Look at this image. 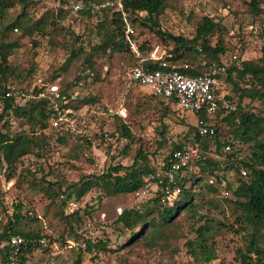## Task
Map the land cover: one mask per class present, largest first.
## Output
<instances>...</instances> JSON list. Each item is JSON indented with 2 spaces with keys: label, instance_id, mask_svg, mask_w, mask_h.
Returning a JSON list of instances; mask_svg holds the SVG:
<instances>
[{
  "label": "trees",
  "instance_id": "16d2710c",
  "mask_svg": "<svg viewBox=\"0 0 264 264\" xmlns=\"http://www.w3.org/2000/svg\"><path fill=\"white\" fill-rule=\"evenodd\" d=\"M106 1L84 0L82 9L74 12L70 0H63L59 7L49 0H0V175L2 172L6 181L15 179V184H20L26 179L25 171L30 174L31 169L19 168L21 161L28 155L43 157L45 152H52L50 147L53 140L68 145L74 137L81 141L78 144L90 145L92 141L83 135L81 126L89 111L95 115L96 112L91 108L99 99L90 93L77 91L81 89V82L88 77L96 81L104 80L111 73V61L116 57L128 61L123 72L126 66L139 62L131 50L122 13L109 5L102 6ZM124 3L133 27L138 23L152 29L156 27L160 34L175 41L171 61L182 65L188 63L189 68L181 69L186 73L200 74L205 69L204 60L209 64L221 63L224 55L228 56L236 49L229 51L225 39L227 26L214 15H204L197 24L194 36L187 37L184 34L174 35L159 27L156 19L166 11L169 0H124ZM247 4L252 17L262 20L258 29L263 41L264 0H248ZM82 20L86 21L96 42L87 39L85 32H77L71 28L72 23ZM67 21L69 22L66 23ZM68 32L73 36L70 46L66 47L65 43L59 45L58 38ZM39 34L48 36L52 50L57 46L62 50L66 49L62 69H68L71 64L79 67L75 78L63 85L59 84V98L51 96L49 91L40 95L47 81L40 80L31 89L32 92L29 87L21 86L26 75L33 72L34 65L22 69L20 65L10 61V57L22 46L25 37L30 38L31 48L36 55V48L40 45L36 38ZM141 49L144 50L143 47ZM106 64L109 67L103 76ZM145 67L154 69L158 68V64L145 63ZM85 71L88 73L84 74ZM19 90L25 96L6 97L8 91ZM220 91L234 99L236 109H220L212 115H200L215 127L216 134L213 138L202 136L197 125L191 123L183 137L170 139L165 118L173 114L179 121L186 122V116L181 117L180 113L183 111L178 110L170 100L151 93L149 98L156 101L152 105L158 111V119L163 127L157 140L158 148H165L161 162L152 163L143 144H140L129 165L115 160L119 154L127 156L137 138L130 123L121 116L109 113L115 117V129L100 135L102 141L106 140L108 151L111 148L113 150L107 168L85 174L80 181L66 187L59 180L40 181L41 189L52 202L58 197H63L65 203L75 198L74 200L84 202V211L88 210V205L94 207L90 202L93 200L90 194L94 189L99 193L98 199L106 194L134 195L146 189L147 197L138 206L123 209L115 220L119 234L126 236L125 241L116 243L115 247H108L107 241L93 243L90 239H84L85 247L79 248L76 264L82 263L84 251L119 250L126 247L133 249L140 243L154 248L160 245L159 240L168 244L173 231L186 224H190L191 230L196 234L194 239L186 241L189 252L199 264H208L218 257L209 236L219 226L203 210L205 207L208 210L219 208L217 198L226 199L228 209L235 216V230L240 232L244 243L240 249L242 264H264V110L253 109V102L264 103V44L258 58H241L240 63L233 61L230 64L221 75ZM32 93L35 96H30ZM234 94L238 95V101ZM141 105H135V112L142 113ZM147 106H151V103H147ZM81 107H87L88 110L80 117L83 123L78 125L81 128L78 132L75 131L76 125L72 126L71 118L75 115L74 110ZM99 107L106 108L104 105ZM57 108L72 109L68 114L70 121L58 127H49L50 118L58 112ZM23 116L26 117L25 123L14 126L16 120ZM26 123L30 126V131L40 128V132L31 135L24 128ZM223 125L228 126L226 133L221 132ZM121 139L123 147L116 145ZM197 142L200 144L199 154L187 167L178 170L174 181L170 182L168 172L174 162V152L188 149ZM242 170H246L247 174L243 175ZM149 181L156 188L146 187ZM167 184H177L182 191L179 196H169L167 203H163L162 197ZM226 189L230 191L228 196L223 195ZM24 208L22 201L15 203L12 215L0 232V238L6 241L4 248L0 250L5 264H24L26 254L49 237L35 225V221L39 220L38 215H29ZM83 215L79 209L66 213L67 218L76 217L78 223L82 222ZM183 216H186V220ZM68 222L71 232L77 234L74 225ZM12 235H19L24 241L18 246H12L9 243Z\"/></svg>",
  "mask_w": 264,
  "mask_h": 264
},
{
  "label": "rangeland",
  "instance_id": "374dc122",
  "mask_svg": "<svg viewBox=\"0 0 264 264\" xmlns=\"http://www.w3.org/2000/svg\"><path fill=\"white\" fill-rule=\"evenodd\" d=\"M49 1L52 3V0ZM247 1L169 0L168 8L156 20L159 27L174 35L184 34L187 37H193L201 18L207 14L214 15L227 26L225 39L228 49L230 48L229 51L239 48L242 58L256 59L261 55V48L264 44V40L261 41L259 37L258 29L262 20L252 17ZM71 28L77 32H85L87 39L97 41L96 37L90 33L85 20L75 21ZM133 28L132 37L139 46L144 48V53L157 45L165 49L175 47V41L160 34L156 27L152 29L150 26L138 23ZM36 38L40 42L36 48V55L34 49L31 48L30 38L25 37L17 53L10 57V61L20 65L22 69H28L31 64L34 65L33 72L26 75L20 83L21 86L29 87L31 91L36 83H40V80L56 81V84L63 85L78 75L77 64H71L66 70L61 68L65 60L66 49L62 50L60 46H57L55 50H52L48 36L39 34ZM72 39L73 36L68 32L58 38V43L59 45L65 43L68 47ZM223 60H228V56L224 55ZM111 62L113 68L104 80L96 81L88 77L86 81L81 82V89L77 90L95 95L99 99L91 108L96 112L95 115L90 114V111L86 114L88 108L81 107L73 109L75 115L71 118L72 126L77 127L75 131L80 132L81 128L78 125L81 126L83 123L80 117L86 114L81 127L83 135L91 139V144H78L81 141L74 137L68 145L53 140L50 147L52 152H45L43 157L28 155L21 161L19 168L25 170L29 168L31 173L25 171L26 179L24 178L20 184H15V179L6 181L1 172L0 232L8 217L12 215L14 204L22 201L25 204L24 210H27L29 215H38L39 220L35 221V225L49 235L45 241L34 246L32 251L26 254L24 264H76L79 248L85 247L84 239H90L93 243H98L100 240L107 241L108 247L123 243L126 236L119 234L120 230L115 225V220L123 209L138 206L147 197L146 194L143 196L137 193L134 195L106 194L98 199L99 193L94 189L90 194L93 197L90 202L91 205L94 204V207L88 205V210L84 211V202L74 200V197L68 203L64 202L63 197H58L55 202H52L41 189L42 185L39 184L40 181L43 183L45 180H59L63 181L66 187L80 181L85 174L102 171L108 167L113 150L111 148L110 152L108 151L106 140L102 141L100 135L105 131L110 132L115 129V117L109 113L121 116L130 123L137 138L129 154L127 156L124 153L119 154L115 160L129 165L140 144H143L144 149H147L151 156L152 163L162 161L165 148H158L157 140L163 127L158 119V111L153 107L156 101L149 98L151 90L143 85L133 84L126 78L123 68L128 61L124 58L116 57ZM108 67L109 65L106 64L102 72L103 76ZM87 73L88 71L84 72V74ZM234 95L238 101V95ZM138 103L142 104L140 106L142 113L135 112V105ZM147 103H151V106H147ZM253 103L255 111L264 110L263 102ZM100 105L106 108L99 107ZM183 115L186 116L184 118L186 122L179 121L173 114L165 118L170 139H180L184 136L188 124H197L198 119L195 113L181 112L180 116ZM23 117H19L14 126L25 123L26 117ZM24 128L32 133L27 123ZM227 129L228 126L223 125L221 132L226 133ZM116 145L123 147L122 139L117 141ZM34 182L37 183L34 185ZM153 188L156 187L153 186ZM216 201L219 208L208 210L205 207L203 210V212H208L210 217L214 218V224L219 226L209 236L210 241L216 247L218 257L208 264H242L240 249L244 243L240 232L235 230V216L228 209L226 199L217 198ZM76 209L84 213L80 223L76 222V217H66V213H73ZM183 218L186 220V216ZM68 221L74 225L77 234L71 232ZM189 225L180 226L179 229L173 231L168 244L159 240L160 245L154 248L140 243L133 249L126 247L119 250L84 251L81 264H199L194 260L186 244L187 240L194 239L196 236ZM4 243L6 244V241ZM0 264H5L1 253Z\"/></svg>",
  "mask_w": 264,
  "mask_h": 264
},
{
  "label": "built area",
  "instance_id": "2783aa9c",
  "mask_svg": "<svg viewBox=\"0 0 264 264\" xmlns=\"http://www.w3.org/2000/svg\"><path fill=\"white\" fill-rule=\"evenodd\" d=\"M73 4L74 12H78L84 5V0H70ZM57 7L62 5L63 0H52ZM95 5V4H94ZM111 6L116 11L122 13L124 19L125 31L127 38L131 44L133 54L139 59V62L134 65L125 67L124 74L126 78L138 85H143L151 90L152 93L162 96L172 103L174 106L183 112H193L197 115V127L202 136L213 138L216 134L215 127L208 123L202 116V113L212 115L220 109L235 110L236 103L234 99L225 96L220 91L221 75L228 69L233 61L240 63L241 53L239 48L234 49L229 55L228 60H222L221 63L209 64L207 60L203 61L205 69L197 75H192L182 71L181 69L189 68V64H180L172 62L174 57L173 49H165L159 45L151 48L147 53L141 49L133 39V25L129 20V12L125 9L124 0H107L102 6ZM202 50V47L199 46ZM145 63L158 64V68L150 69L145 67ZM47 91L53 97H60L59 85L48 81L46 87L40 95H45ZM11 95L25 96V93L19 91H8L6 97ZM34 94H31L32 96ZM64 98V97H63ZM58 109V108H57ZM72 109H58V112L50 118V126L58 127L66 121H70L69 113ZM40 128H37L31 135L38 134ZM200 144L197 142L193 146L185 150H176L174 152V162L168 172V179L173 182L176 177V172L184 167H187L190 162L199 154ZM242 174L246 175L247 171L242 170ZM154 186L152 181H149L146 187ZM181 187L177 184H167L164 188L162 202L167 203L169 196H179ZM145 195L146 189L137 193ZM229 190H224L223 195L228 196ZM24 239L19 235H12L9 238V243L12 246L20 245ZM4 241L0 238V250L4 248Z\"/></svg>",
  "mask_w": 264,
  "mask_h": 264
}]
</instances>
